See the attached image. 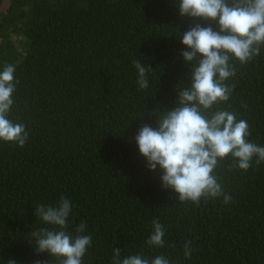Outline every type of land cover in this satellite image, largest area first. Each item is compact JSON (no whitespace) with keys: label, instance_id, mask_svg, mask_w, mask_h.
Here are the masks:
<instances>
[{"label":"trees","instance_id":"trees-1","mask_svg":"<svg viewBox=\"0 0 264 264\" xmlns=\"http://www.w3.org/2000/svg\"><path fill=\"white\" fill-rule=\"evenodd\" d=\"M178 0H0V70L15 66L18 81L9 118L29 133L23 148L0 141V264H58L37 253L29 237L45 227L38 204L72 202L68 231L81 223L92 236L83 264H113L140 254L171 264H264V162L215 170L223 197L180 202L149 171L135 136L156 127L154 111L177 106L191 85V64L179 42L200 21L181 17ZM211 24L214 30L218 26ZM133 60L150 66L140 89ZM225 83L218 105L248 122V139L264 146V49ZM165 228L164 247L148 246L152 221ZM192 241L190 259L184 244Z\"/></svg>","mask_w":264,"mask_h":264},{"label":"clouds","instance_id":"clouds-1","mask_svg":"<svg viewBox=\"0 0 264 264\" xmlns=\"http://www.w3.org/2000/svg\"><path fill=\"white\" fill-rule=\"evenodd\" d=\"M177 7L181 17L200 21L190 26L179 40L187 49L181 53L184 63L192 65L191 85L177 91V106L171 111L158 106L152 115L156 127L142 126L135 143L148 170L155 172L159 168L162 187L171 189L180 202L199 204L202 199L223 197L227 205L232 197L214 174L217 167L229 156L233 159L229 170L247 171L254 157L257 165L264 162V146L248 139V122L218 107L233 92L225 83L236 74L231 61L243 65L264 49V0H178ZM209 21L219 30H214L211 24L201 26ZM132 63L139 88L147 89V74L153 69L139 60ZM14 73L12 64L0 70V141L23 148L29 133L23 123L9 118L18 84ZM71 211L72 202L66 197L55 205L38 204L35 208L36 219L45 227L33 228L29 237L38 254L47 252L58 264H83L92 243V236L84 234L85 222L74 229L75 235L67 230ZM152 229L146 244L164 247V226L153 219ZM191 245L192 241L184 244L186 259L193 253ZM7 264L16 261L9 259ZM113 264H171V261L164 255L151 260L140 254L122 258L120 250L114 249Z\"/></svg>","mask_w":264,"mask_h":264}]
</instances>
